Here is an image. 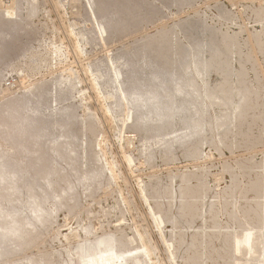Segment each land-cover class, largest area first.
I'll list each match as a JSON object with an SVG mask.
<instances>
[{"label": "rangeland", "instance_id": "1", "mask_svg": "<svg viewBox=\"0 0 264 264\" xmlns=\"http://www.w3.org/2000/svg\"><path fill=\"white\" fill-rule=\"evenodd\" d=\"M130 1L133 16L122 11L129 20L117 25L109 20L111 7L102 11L107 17L98 15L96 0H0V124L13 128L15 146L23 144L25 151L45 158L52 153L56 164L45 170L43 160L37 185L45 192L48 180L59 196L58 208L41 228L19 238L22 245L17 238L2 244L0 264H62L83 245L98 264L95 241L101 243L103 264L264 263L261 241L255 239L262 235L264 211V0ZM196 39L208 42V48L194 49ZM144 51L183 74L187 68L182 70L179 61L184 60L194 74H187L179 103L193 106L201 132L187 135L178 119L141 123L114 92L111 70L122 69L120 85L121 63ZM196 56L200 59L193 60ZM190 62H195L192 71ZM24 97L41 102L38 141L19 134ZM18 158L15 153L17 163ZM88 175L91 181L75 183ZM69 182L75 188L63 193ZM26 186L30 198L40 195ZM11 194L8 199L17 200ZM243 233L258 235L251 246L236 248Z\"/></svg>", "mask_w": 264, "mask_h": 264}, {"label": "bare ground", "instance_id": "2", "mask_svg": "<svg viewBox=\"0 0 264 264\" xmlns=\"http://www.w3.org/2000/svg\"><path fill=\"white\" fill-rule=\"evenodd\" d=\"M24 1V0H23ZM96 0V6H97V9L99 10L98 12V15L99 13L101 14H104V11L105 8L104 7H111L110 9H112L111 13L112 15H110L109 17H111L109 20L111 22H115V24H119L120 22H124V21H128L126 20V17H122L121 15V12L122 11H125L127 10V13L125 12H122L123 14H128L129 16L132 15L133 16V10L135 9H131L128 11V8H130L133 4L130 0ZM129 1V3H128ZM139 1V0H138ZM167 1V0H165ZM30 4H31V1H29ZM94 2V1H93ZM126 4H125V3ZM142 2V1H141ZM172 2V1H171ZM174 2V0H173ZM25 3V2H24ZM140 3V2H139ZM89 4V3H88ZM92 4V3H91ZM95 5V3H93ZM141 4V3H140ZM189 4V3H188ZM21 5V4H20ZM37 6V5H36ZM138 6V5H137ZM17 7V6H16ZM15 7V8H16ZM87 7V6H86ZM109 7H108V12H109ZM14 8V10H15ZM17 9V8H16ZM92 9V7H91ZM104 9V10H103ZM107 9V8H106ZM13 10V11H14ZM16 11V10H15ZM14 11V12H15ZM12 12V10H11ZM17 12V11H16ZM14 13V14H17V13ZM107 12V14H108ZM3 13V12H2ZM34 13V12H33ZM95 13V12H94ZM110 13V14H111ZM139 13V12H138ZM13 14V13H12ZM28 15L31 16L30 13H27ZM96 14V13H95ZM7 15V14H6ZM105 15V14H104ZM140 15V14H139ZM143 14H141L142 16ZM15 16V15H14ZM106 16V15H105ZM108 16V15H107ZM106 16V17H107ZM136 16V15H135ZM101 17H104L103 15H101ZM148 17V16H147ZM152 17V16H151ZM105 18V17H104ZM123 18V19H122ZM132 18V17H131ZM144 18V17H143ZM106 19V18H105ZM135 19V17H134ZM137 19V17H136ZM147 19V18H146ZM132 20V19H131ZM139 20V19H137ZM149 20V19H148ZM104 21V19H103ZM108 21V20H107ZM134 22V20H133ZM141 21H139L140 23ZM99 23V22H98ZM127 23V22H125ZM135 23V22H134ZM137 23V22H136ZM138 23V24H139ZM104 24V23H103ZM131 24H132V21H131ZM106 25H108L106 23ZM123 25V24H122ZM128 25V24H127ZM125 25V26H127ZM133 25V24H132ZM135 25V24H134ZM130 25H128L129 27ZM104 26H102L103 28ZM108 27V26H107ZM126 27V28H128ZM137 27V26H136ZM135 27V28H136ZM144 27V26H143ZM106 29V28H105ZM213 29V28H212ZM104 30V29H103ZM102 30V31H103ZM119 30V29H118ZM197 30V29H196ZM195 29V33L197 32ZM204 31V30H203ZM208 32V31H207ZM200 33V32H199ZM213 33V32H212ZM203 34V33H202ZM209 34V33H208ZM216 35V33H214ZM201 35V34H200ZM205 35V34H204ZM212 35V34H211ZM207 36V35H206ZM213 36V35H212ZM139 37V36H138ZM200 37V36H199ZM204 37V36H203ZM201 37V38H203ZM211 38V36H209ZM208 37V39H209ZM217 38V36H215ZM214 37V38H215ZM221 38V37H220ZM111 39V38H110ZM144 39V38H143ZM163 39V37H162ZM205 39V38H204ZM207 39V38H206ZM225 39V38H224ZM222 40V38H221ZM211 41V39L209 40ZM217 41V40H216ZM195 44H194V49H198V48H204L206 49V42L205 40H194ZM212 42V41H211ZM219 42V41H218ZM233 42V40H232ZM258 43V42H257ZM190 44V43H189ZM223 44V43H222ZM234 44V43H233ZM232 44V45H233ZM137 45V44H136ZM210 45V44H209ZM219 45V44H218ZM230 45V44H229ZM259 45V44H258ZM147 46V45H146ZM210 46H213V45H210ZM225 46V45H223ZM231 46V45H230ZM238 46V45H236ZM260 46V45H259ZM151 47V46H150ZM188 47V46H186ZM216 47V46H215ZM220 49H221V46H219ZM142 48V47H141ZM148 48V47H147ZM158 48V45L157 47ZM161 48V47H160ZM208 48V47H207ZM228 48V46H227ZM150 49V48H148ZM152 49V48H151ZM201 49V50H202ZM215 49V48H214ZM230 49V48H228ZM143 50V48H142ZM165 50V49H164ZM209 51H212L213 48H210L208 49ZM226 50V49H225ZM136 51V50H135ZM140 51V49L138 50ZM152 51V50H151ZM178 51V50H177ZM187 51H189L187 49ZM222 51V50H221ZM156 52L155 50L152 52L154 53ZM158 52V51H157ZM164 52V51H163ZM200 52V51H199ZM216 52V51H215ZM227 52V51H226ZM225 52V53H226ZM126 53V52H125ZM131 53V52H130ZM148 53V52H147ZM190 53V52H189ZM134 55V53H132ZM135 54H139V53H135ZM155 54V53H154ZM203 54V53H202ZM223 54V53H222ZM228 54V53H227ZM185 55V54H184ZM122 56V55H121ZM124 56V55H123ZM129 56V57H128ZM126 56L128 58V60H125L123 62V59L121 62L122 65H123V68L125 69V72H124V81L120 83V85L118 84V80H119V77L123 74H121L118 70V68H114L113 70H111V73H110V78H111V83H116L117 84V88L114 92L116 93H119L120 94V97L123 101L126 102L127 106H129L130 110L132 112L135 113V118L137 121H140L141 123H153L155 122L156 124L158 123H162V124H166V123H163V122H167V121H171V120H174V119H178L180 121V123L185 127V133L188 135V133L190 134H193L194 131H197V129H199V127H201V123L199 125L198 121L196 122V120H194V113H195V109L193 108V106H186L184 105L183 103H179V98L182 97V95L185 93L184 92V87L186 85V78L188 77L187 74H189L190 72H188V67L186 66L184 60L183 61H179V66L182 67V70H185V68H187V72H184V74L181 72H179V68L178 70H169L168 68L166 67H162V63L161 65L156 63L154 61V59H152V57L148 54H146V51H144L143 53H141V56L139 54L136 55L135 57L131 56L130 54ZM172 56V55H171ZM193 56V55H192ZM189 57V56H188ZM198 56L196 57H193V60L194 59H200V58H197ZM123 58V57H122ZM190 58V57H189ZM214 58V57H213ZM212 58V59H213ZM226 58V57H225ZM228 58V57H227ZM120 59V57H119ZM182 59H188L187 57H182ZM210 59V58H209ZM222 59V58H221ZM158 60V59H157ZM161 60V59H160ZM167 60V59H165ZM173 60V59H172ZM240 61V60H239ZM117 62V60L115 61ZM158 62V61H157ZM197 62V61H195ZM195 62L191 63V66H190V69L191 67H193V64H195ZM208 62V61H207ZM160 63V62H159ZM176 63V62H175ZM224 63V62H223ZM197 64V63H196ZM189 65V63H188ZM208 65H211V63H208ZM221 65V64H220ZM105 66V64H104ZM195 66V65H194ZM97 67V66H96ZM202 67V66H201ZM239 67V66H238ZM209 68V67H208ZM213 68V67H212ZM215 68V67H214ZM211 69V68H210ZM97 70L100 71V69L98 68ZM194 70V69H193ZM197 70V69H196ZM207 70V69H206ZM228 70V69H227ZM98 71V72H99ZM102 71V70H101ZM100 71V72H101ZM110 71V70H109ZM192 71V69H191ZM95 72V71H94ZM97 72V71H96ZM203 72V70H202ZM201 72V73H202ZM216 72V71H215ZM103 73V72H102ZM192 73V72H191ZM190 73V74H191ZM182 74V75H181ZM197 74V73H196ZM92 75V74H91ZM101 75V74H100ZM191 75H194V74H191ZM104 76V74H103ZM107 76V75H106ZM104 76V77H106ZM100 76H98L99 78ZM102 77V76H101ZM193 77V76H192ZM198 77V76H196ZM224 77V76H223ZM97 78V79H98ZM107 78V77H106ZM194 78V77H193ZM199 78V77H198ZM202 79V77H200ZM101 79V78H100ZM99 79V80H100ZM108 79V78H107ZM106 79V80H107ZM191 79V78H190ZM109 80V79H108ZM107 80V81H108ZM195 80V78H194ZM192 80V81H194ZM200 80V79H199ZM196 81H197V78H196ZM226 82V81H225ZM105 79H104V84H105ZM113 83V85H115ZM202 83V82H201ZM102 84V85H104ZM190 84V83H189ZM226 84V83H225ZM229 84V82H228ZM197 85V84H195ZM193 85V86H195ZM232 85V84H231ZM108 85H106L107 87ZM110 86V85H109ZM188 86V85H187ZM199 86V85H198ZM197 86V87H198ZM204 86V85H203ZM227 86V84H226ZM111 87V86H110ZM116 87V86H115ZM225 87V86H224ZM231 87V86H230ZM112 88V87H111ZM192 88V87H191ZM195 88V87H194ZM200 88V87H198ZM197 88V89H198ZM203 88V87H202ZM205 88V87H204ZM203 88V90H204ZM186 89V88H185ZM196 89V90H197ZM112 90H114V88H112ZM210 90V89H209ZM216 90V89H215ZM38 91V90H37ZM195 92V91H194ZM203 92V91H202ZM201 92V93H202ZM223 92V91H222ZM227 92V91H226ZM65 93V92H64ZM67 93V92H66ZM197 93V92H196ZM195 93V94H196ZM111 94V93H110ZM109 94V95H110ZM115 94V93H114ZM113 94V95H114ZM190 94V93H189ZM188 94V95H189ZM200 94V93H198ZM209 94V93H207ZM212 94V93H211ZM185 95V94H184ZM204 95V93H203ZM206 95V94H205ZM244 95V94H243ZM216 96V95H215ZM218 96V95H217ZM222 96V95H221ZM239 96V95H238ZM114 97H116L114 95ZM119 97V98H120ZM197 97V96H196ZM203 97V96H202ZM11 98V97H10ZM37 97L35 98H23L22 100H20V106H19V111H21V114L22 116L19 117V123H20V128L19 129V134L21 135V137H24L25 139V136L27 135H31L34 137L35 136V139L34 140H37V138H40L39 136V119H37L38 115H41V102L39 100L40 96L38 99H36ZM110 98H111V95H110ZM113 98V97H112ZM118 98V97H117ZM184 98V97H183ZM182 98V99H183ZM193 98V97H192ZM191 98V99H192ZM204 98V97H203ZM220 98H223V97H220ZM14 99V98H13ZM116 99V98H115ZM181 99V100H182ZM210 99V97H209ZM212 99V98H211ZM11 100V99H10ZM18 100V99H17ZM121 100L120 103H122L123 101ZM195 100V99H194ZM198 100V99H197ZM203 100V99H202ZM232 100V98H231ZM7 101V100H6ZM16 101V100H15ZM211 101V100H210ZM10 102V101H9ZM8 102V103H9ZM18 102V101H16ZM118 102V101H117ZM189 102V101H188ZM187 102V103H188ZM202 102V101H201ZM226 102V101H225ZM7 103V102H5ZM13 103V102H12ZM65 103V102H64ZM111 103V102H110ZM119 103V105H120ZM185 103V104H187ZM205 103V102H204ZM52 104V103H51ZM63 104V103H62ZM116 104V103H115ZM114 104V105H115ZM196 104V103H195ZM232 104V102H231ZM118 105V104H116ZM2 106V105H1ZM203 106V105H202ZM10 107V106H9ZM52 107V106H51ZM59 107V106H58ZM114 107V106H113ZM195 107V106H194ZM239 107V106H238ZM12 108H13V105H12ZM116 108H120V106H116ZM64 109V108H63ZM124 109V108H123ZM197 109V108H196ZM204 109V108H203ZM203 109L201 110V112L203 111ZM206 109V108H205ZM9 110V109H8ZM7 110V111H8ZM14 110V108H13ZM199 111V109H197ZM18 111V110H17ZM48 111V110H47ZM197 111V113H198ZM11 112V111H10ZM15 112V111H14ZM107 112V111H106ZM200 112V111H199ZM130 113V112H129ZM4 114V113H3ZM10 114V113H8ZM14 114V113H13ZM201 114V113H200ZM2 115V114H1ZM7 115V114H6ZM5 115V116H6ZM12 115V114H11ZM76 115V114H75ZM73 115V116H75ZM203 114H201V117H202ZM13 116V115H12ZM204 116V115H203ZM1 117V116H0ZM17 117V116H15ZM13 117V118H15ZM198 117V116H197ZM5 118V117H4ZM9 118V117H8ZM12 118V119H13ZM41 118V117H40ZM70 118V117H69ZM128 118V117H127ZM6 119V118H5ZM197 119V118H195ZM66 120V119H65ZM200 122H201V119H199ZM14 121V120H13ZM17 121V119H16ZM204 121V120H203ZM6 122V121H4ZM71 122V121H70ZM168 122V123H169ZM178 122V121H177ZM9 123V122H8ZM12 124V123H11ZM10 124V125H11ZM14 124V123H13ZM150 124V125H151ZM154 124V125H156ZM146 125V124H145ZM149 125V124H148ZM19 126V125H18ZM42 126V125H41ZM66 126V125H65ZM202 126L204 127L203 123H202ZM44 127V126H43ZM136 127V126H135ZM139 127V126H138ZM138 127L136 128V130L138 129ZM143 126L139 127L142 128ZM145 127V126H144ZM148 127V126H147ZM152 127V126H151ZM168 127V126H167ZM11 128V126H10ZM149 128V127H148ZM160 128V127H159ZM158 128V129H159ZM164 129V127H163ZM166 129V127H165ZM13 130V128H12ZM11 129H9L7 127V125H4L0 124V132H1V135H0V185L2 184H9L8 186H6V188H1L0 189V220L3 221V223L1 222L0 223V251H2V244L5 242H9V241H6L8 239H14L17 238L16 240H19V238L21 239L22 237H24V234L26 232V230H33L35 231V229L39 227V229L41 228L40 225L41 223L43 222L42 220L46 217L47 219V216H51V213L53 214V211H55L56 208H58V195H56L54 192H52L50 190V182L47 181H44L43 182V187L45 188V192L42 188V192L40 191V185L42 184H38V178L40 176V171H41V165L43 163V160L46 161V163L48 162L47 165H44L43 169L46 170V168L48 167H53V165L55 166L54 164V156L50 155L52 153H48V155L45 157L43 156H40L38 152H29L28 150L25 151V148L23 146V144L21 145V147H17L14 145V143H12L13 139H14V133ZM41 130V129H40ZM65 130V129H64ZM147 130V129H146ZM153 130V129H152ZM151 130V131H152ZM154 130H157V129H154ZM169 130V129H168ZM184 130V128H183ZM47 131V130H46ZM141 131V130H140ZM150 131V132H151ZM201 131H202V128H201ZM201 131H197L198 132H201ZM16 132V131H15ZM58 132V131H57ZM149 132V133H150ZM156 132V131H155ZM160 132V131H158ZM5 134L6 136L2 135ZM153 133V132H152ZM148 134V133H147ZM155 134V133H153ZM160 134V133H159ZM196 133L193 134V136L195 135ZM79 135V133L77 134ZM146 135V134H145ZM164 135V134H163ZM185 135V134H184ZM148 136V135H147ZM152 136V134H151ZM154 136V135H153ZM156 136V134H155ZM182 136H183V133H182ZM189 136H192V135H189ZM145 137V136H144ZM177 137V136H176ZM185 137V136H184ZM17 138V136H16ZM43 138V137H42ZM181 138V137H180ZM183 138V137H182ZM188 138V136H187ZM22 139V138H21ZM157 139V138H155ZM163 139V138H162ZM194 139V138H193ZM41 140V139H40ZM72 140V139H71ZM173 140V139H172ZM20 141V140H19ZM29 141V139H28ZM38 141V140H37ZM56 140L55 139H51L50 140V143L51 145L55 142ZM153 141V140H152ZM36 142V141H35ZM149 142V141H148ZM156 142V141H155ZM38 143V142H37ZM150 143V142H149ZM164 143V142H163ZM34 145V143H33ZM173 145V144H172ZM82 146V145H81ZM74 147V146H73ZM77 147V146H76ZM36 148V147H35ZM39 148V146H38ZM77 150V149H76ZM80 150V149H79ZM170 150V149H169ZM48 152V151H47ZM82 152V150H81ZM84 152V151H83ZM15 153L19 154V158H18V163L15 162ZM54 153V152H53ZM83 154V153H82ZM50 155V157H49ZM56 157V156H55ZM17 158V157H16ZM27 158L29 160H27ZM47 159V160H46ZM149 159V158H148ZM82 161V160H81ZM95 161V160H94ZM93 161V162H94ZM56 162V161H55ZM17 163V171L15 170V165ZM50 169V168H49ZM83 170V169H82ZM44 172V170H43ZM49 172V170H48ZM48 172L46 173V175L48 174ZM97 172V171H96ZM100 173V172H99ZM51 174V173H49ZM85 174V173H84ZM96 173L95 172H92L91 175L93 177V175H95ZM83 175V174H82ZM86 175V174H85ZM98 175V174H97ZM49 178V177H48ZM91 176L88 175L87 177L86 176H79L76 180L75 183H77V185H83L85 181H88L90 180L91 181ZM96 178V177H95ZM93 178V179H95ZM46 179V178H45ZM264 179V178H263ZM44 180V179H43ZM96 180V179H95ZM16 181H17V185H16ZM94 181V180H93ZM31 184L34 188V190L37 192V191H40V195H38L36 198H30L34 195H31L29 197L28 195V192L27 190L25 189V186L26 184ZM96 183V182H95ZM262 183V182H261ZM264 184V183H263ZM76 185V186H77ZM261 184L259 183V186ZM29 186V185H28ZM8 187V188H7ZM27 187V186H26ZM82 187V186H81ZM263 187L260 186V188ZM32 188V189H33ZM74 187V182H69L68 185L66 186V188H64V190L62 191L63 193H70L72 190H73ZM31 189V188H30ZM50 190V191H49ZM263 190V189H262ZM32 191V190H30ZM34 191V192H35ZM27 192V194H26ZM33 192V191H32ZM33 192V193H34ZM17 194L18 195V198L17 200H10V199H13V198H9L8 199V195L6 194ZM11 194V195H12ZM37 194V193H36ZM35 194V195H36ZM179 194V193H178ZM11 197V196H10ZM13 197V195H12ZM181 198V197H180ZM186 198V197H185ZM180 203L182 201H179ZM179 203V204H180ZM48 204V206H47ZM50 204V205H49ZM182 204V203H181ZM261 204V203H260ZM186 205V204H185ZM262 209H264V205H262ZM58 211V210H57ZM219 212V211H218ZM222 212V210H221ZM195 214V213H194ZM263 217H262V229L260 230L262 235L260 236V238H255L257 237L254 236L255 239H258L260 240L261 242V246H260V252L257 248V252L261 253L260 256L262 257V259H264V211H263ZM205 215V214H204ZM260 215V214H259ZM185 217V216H184ZM201 217V216H200ZM50 218V217H49ZM158 218H161L158 216ZM182 218V217H181ZM161 220V219H160ZM170 220V219H169ZM216 220V219H215ZM161 222V221H160ZM172 223V222H171ZM212 223V222H211ZM238 226V225H237ZM245 226V225H244ZM226 227V226H225ZM214 228V227H213ZM236 228V227H235ZM238 228V227H237ZM246 228V226H245ZM38 229V230H39ZM211 229V228H210ZM37 230V231H38ZM256 230V229H255ZM258 230V231H259ZM213 231V230H212ZM241 231V230H240ZM247 231V230H246ZM250 232V231H249ZM252 232V231H251ZM250 232V233H251ZM257 232V230H256ZM245 234L243 233V238L240 240V237L238 239V241L236 242V248L237 245L239 244L240 245H250L251 243V240L252 239V235L251 234ZM255 233V232H254ZM253 234V232H252ZM26 235V234H25ZM235 235V234H234ZM242 235V234H241ZM254 235V234H253ZM28 237V236H27ZM231 237V236H230ZM26 238V237H25ZM235 239V237L233 238ZM254 239V240H255ZM236 240V239H235ZM257 240V241H258ZM27 241V240H26ZM31 241V239L29 240V242ZM106 241V240H105ZM231 241V240H230ZM11 242H13V240H11ZM20 244L22 243L20 240H19ZM19 242H16V243H19ZM104 242V241H103ZM219 242V241H218ZM235 243V241H233ZM232 242V243H233ZM253 242V241H252ZM256 242V241H255ZM24 243H25V240H24ZM24 243H23V246H24ZM34 243V242H33ZM108 243V242H107ZM194 243V242H193ZM225 243V242H224ZM231 243V242H230ZM7 244V243H6ZM10 244V243H9ZM20 244L18 245L20 247ZM27 244V242L25 243ZM84 244V243H83ZM86 244V243H85ZM229 244V243H228ZM251 244H254L251 243ZM257 244V243H256ZM22 245V244H21ZM108 245V244H107ZM112 246V243L110 244ZM231 245V244H230ZM260 245V244H259ZM15 246V245H14ZM17 246V244H16ZM17 246V247H18ZM106 246V245H105ZM170 246V245H169ZM233 246V244H232ZM251 246V245H250ZM3 247H6V246H3ZM22 247V246H21ZM28 247V246H27ZM91 247V246H90ZM107 247V246H106ZM235 247V246H233ZM256 247V246H255ZM89 247H87L86 245H83V246H80L78 248H76L71 254L68 255V260L62 264H93V258L91 257L90 253H89V250H88ZM92 248H93V251L95 252L96 254V257H97V260H98V264H103L102 263V251H101V243L100 242H97L95 241L94 244L92 245ZM91 248V250H92ZM103 248H104V244H103ZM110 248V247H109ZM241 248L243 249V247L241 246ZM246 248V247H244ZM113 249V248H111ZM218 249V248H217ZM248 249V248H247ZM247 249H245V251H247ZM254 248H250V250ZM105 250V249H104ZM110 250V249H109ZM244 250V249H243ZM241 250V251H243ZM5 251V250H4ZM3 251V252H4ZM21 251V250H20ZM114 251V250H113ZM237 251V249H236ZM235 251V253H236ZM240 251V252H241ZM112 252V251H111ZM256 252V251H255ZM253 252V253H255ZM1 253V252H0ZM108 253V252H107ZM239 253V251H238ZM247 252H245L246 254ZM251 253V252H250ZM3 254V253H2ZM10 254V253H9ZM63 254V253H62ZM65 254V253H64ZM112 254V253H111ZM110 254V255H111ZM116 254V253H115ZM256 254V253H255ZM109 255V254H108ZM238 255V254H237ZM236 255V257H237ZM252 255V253H251ZM13 256V255H12ZM61 256V255H60ZM104 256V255H103ZM121 255H119L120 257ZM233 256V255H232ZM258 256V255H257ZM259 256V258H260ZM106 257V256H105ZM118 257V258H119ZM247 257V256H246ZM248 258V257H247ZM246 258V259H247ZM8 259V257H7ZM40 259V258H39ZM42 259V258H41ZM107 259V258H106ZM105 259V260H106ZM109 259V258H108ZM253 259V258H252ZM261 259V258H260ZM33 260V259H32ZM37 260V259H36ZM43 260V259H42ZM111 260L113 261V259L111 258ZM34 262L30 261V260H27L25 263H15V264H30L32 262V264L34 263L35 264V260H33ZM40 261V260H37V262ZM108 261V260H106ZM111 261V263H112ZM247 261V260H246ZM250 261V260H248ZM262 261V260H261ZM24 262V261H23ZM43 262V261H42ZM104 262V261H103ZM50 263V262H49ZM117 263V262H116ZM247 263V262H246ZM263 263V262H262ZM261 263V264H262ZM3 264V263H2ZM13 264V263H11ZM38 264H41V263H38ZM45 264V263H44ZM115 264V263H114ZM254 264V263H253ZM264 264V263H263Z\"/></svg>", "mask_w": 264, "mask_h": 264}]
</instances>
